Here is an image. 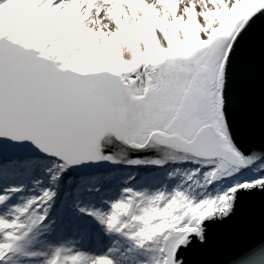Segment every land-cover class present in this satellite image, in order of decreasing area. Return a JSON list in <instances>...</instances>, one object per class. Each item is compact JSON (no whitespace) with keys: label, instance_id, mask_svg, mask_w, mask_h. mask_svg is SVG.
I'll use <instances>...</instances> for the list:
<instances>
[{"label":"snow or ice","instance_id":"obj_1","mask_svg":"<svg viewBox=\"0 0 264 264\" xmlns=\"http://www.w3.org/2000/svg\"><path fill=\"white\" fill-rule=\"evenodd\" d=\"M0 264H264V0H0Z\"/></svg>","mask_w":264,"mask_h":264},{"label":"water","instance_id":"obj_2","mask_svg":"<svg viewBox=\"0 0 264 264\" xmlns=\"http://www.w3.org/2000/svg\"><path fill=\"white\" fill-rule=\"evenodd\" d=\"M130 210V209H129ZM260 238V234L257 232L256 236L254 237V239H259Z\"/></svg>","mask_w":264,"mask_h":264},{"label":"trees","instance_id":"obj_3","mask_svg":"<svg viewBox=\"0 0 264 264\" xmlns=\"http://www.w3.org/2000/svg\"><path fill=\"white\" fill-rule=\"evenodd\" d=\"M129 209H125V210H121V211H124V212H127ZM160 233H157V235H159Z\"/></svg>","mask_w":264,"mask_h":264}]
</instances>
